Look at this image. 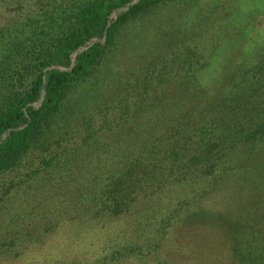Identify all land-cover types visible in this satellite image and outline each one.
I'll return each instance as SVG.
<instances>
[{
	"label": "trees",
	"instance_id": "1",
	"mask_svg": "<svg viewBox=\"0 0 264 264\" xmlns=\"http://www.w3.org/2000/svg\"><path fill=\"white\" fill-rule=\"evenodd\" d=\"M134 1L0 0V140L11 131L0 144L1 255L20 257L21 238L38 241L36 221L50 234L58 225L52 215H142L169 183L208 180L196 196L210 199L238 168L224 161L244 149L250 157L264 142V53L227 79L226 93L206 98L196 73L207 56L201 42L193 45L199 20L186 26L167 14L196 0ZM141 104L157 111L142 119ZM65 178L73 183L60 185ZM191 200L179 197L173 212L189 213ZM198 216L212 229L206 239L216 231L232 256L264 263L263 210L248 226L206 209ZM140 249H116L111 261Z\"/></svg>",
	"mask_w": 264,
	"mask_h": 264
},
{
	"label": "rangeland",
	"instance_id": "2",
	"mask_svg": "<svg viewBox=\"0 0 264 264\" xmlns=\"http://www.w3.org/2000/svg\"><path fill=\"white\" fill-rule=\"evenodd\" d=\"M167 14L179 17L177 21L186 26L197 27L200 23L201 33L193 38V45L196 47L201 42L203 55L207 56L202 64L204 67L196 73L206 98L215 99L226 93L230 88L227 79L239 67L255 65L264 53V0H196L189 6L175 4ZM171 102L166 100L164 104L171 105ZM151 105H139L142 119L148 120L157 111ZM205 107L204 101L201 108ZM248 150L244 149L232 162L224 161L221 167L236 165L238 168L230 172L224 183L216 185L218 189L210 199L200 200L196 196L199 190L201 194L206 190L210 181L189 179L185 186L169 183L163 195L152 197L147 205L138 209L144 212L139 216L133 215V211L119 218L87 220L82 211L77 215L69 211L62 217V212L66 215L63 209L58 214L60 219L52 215L58 225L50 234H44L43 226L35 222L34 233L39 240L21 238L19 241L23 242L18 247L23 253L20 257L12 258L6 252L1 255V248L0 264H264L259 258L248 260L243 256H232L227 238L216 231L214 241L206 239L205 236H211L212 229L203 225L198 216L206 209L228 215L233 223L244 217L247 226L254 218L261 217L264 211V142L257 143L256 151L250 157L246 156ZM71 183V178L59 181L60 185ZM60 192L64 195L63 187ZM179 197L192 199L186 208L189 213L180 211L176 215L173 212L179 210L176 207ZM68 202L66 199L63 206L67 207ZM70 217H73L72 221H67ZM164 218H167L164 230L168 229V234L156 253L153 249L154 242L159 239L156 231ZM218 219H222L221 216ZM136 246L141 248L142 255L111 261L110 254L114 250ZM181 247L184 252L180 251ZM227 250L230 256L225 257L223 251Z\"/></svg>",
	"mask_w": 264,
	"mask_h": 264
},
{
	"label": "water",
	"instance_id": "3",
	"mask_svg": "<svg viewBox=\"0 0 264 264\" xmlns=\"http://www.w3.org/2000/svg\"><path fill=\"white\" fill-rule=\"evenodd\" d=\"M137 1H138V0H135L134 3L137 2ZM88 47H89V45H86V46L80 48V51H84V50H86ZM76 55H77V52L74 54L73 62H74V60H75ZM42 92H43V90H42ZM38 104H39V105L41 104V99L39 100ZM10 132H11V131L6 132V133L2 136V138H1V140H0V144H1V143L3 142V140L7 137V135L10 134Z\"/></svg>",
	"mask_w": 264,
	"mask_h": 264
}]
</instances>
